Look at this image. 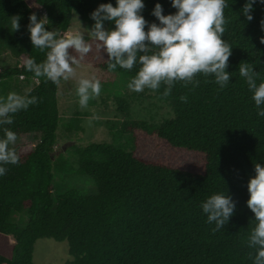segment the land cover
I'll list each match as a JSON object with an SVG mask.
<instances>
[{"label":"trees","instance_id":"1","mask_svg":"<svg viewBox=\"0 0 264 264\" xmlns=\"http://www.w3.org/2000/svg\"><path fill=\"white\" fill-rule=\"evenodd\" d=\"M106 2L114 6V0H0V54L7 51L15 63L0 71V96L14 91L37 97V103L12 114V124L5 127L17 137L38 135L31 147L14 145L18 163L4 165L6 172L0 175V238L10 254L0 253V264H34L33 244L40 238L67 242L71 259L62 264H251L248 254L254 250L246 239L252 213L245 205L246 182L253 164L264 162V117H257L251 93L236 69L241 61L251 63L257 81L264 80L260 4H253L248 21L240 14L244 0H227L222 38L232 48L225 69L229 83L223 89L210 75L199 73L195 87L176 81L167 95L161 83L153 91L167 99L172 116L158 124L123 121L109 143L71 145L76 173L86 175L96 191L55 192L52 170H70L62 155L52 154L59 124L58 83L34 78L24 68L26 56L37 62L44 59V53L30 44L27 18L40 7L49 21L45 29L62 35L72 12L91 25L89 13ZM143 2L142 15L150 22H155L150 10L156 2L162 14L175 11L170 0ZM12 16L19 17L15 31L10 27ZM104 26L114 27L107 21ZM105 58L92 42L83 60L99 70L134 75L136 66L108 70ZM22 87L29 88L22 92ZM113 99L117 110L127 114L125 99ZM70 122L80 129L77 117ZM123 133L128 134L125 145L117 142ZM146 137L156 142L151 159L133 151V142ZM219 191L230 194L236 204L227 223L213 232L214 224L206 223L199 204Z\"/></svg>","mask_w":264,"mask_h":264},{"label":"clouds","instance_id":"2","mask_svg":"<svg viewBox=\"0 0 264 264\" xmlns=\"http://www.w3.org/2000/svg\"><path fill=\"white\" fill-rule=\"evenodd\" d=\"M227 0H170L175 11L162 14L159 2L153 4L150 22L142 15L143 0H114L98 4L90 13L92 24L59 34L58 30H46L49 23L45 15L38 19L32 12L28 16L26 31L32 47L44 53V59L37 62L26 56L23 65L34 78L44 77L54 83L67 80L75 74L78 66L95 42L97 49L106 53V68L117 67L131 70L134 75L126 87L134 92L145 88L156 90L163 83L164 95L171 90L174 82L182 81L193 87L199 83L195 78L199 73L211 76L213 82L223 89L228 83L230 72L226 71L232 46L224 40ZM253 4L264 6V0H244L240 14L252 20ZM19 17H10L12 31L18 30ZM114 27H105V22ZM264 31V20L260 21ZM85 32L90 39L85 38ZM264 43V38L261 39ZM75 53V55L73 54ZM251 93V100L257 117H264V80L257 81L258 72L253 71L251 63L241 61L237 69ZM100 81L92 75L77 80L75 94L78 104L85 107L90 98L100 94ZM184 100V96L179 97ZM37 103V97L9 91L0 96V175H4L6 164L18 163L14 147L17 134L5 125H11L13 115L29 105ZM246 207L252 213L251 227L247 233V247L254 250L248 256L251 264H264V162L253 164V175L246 182ZM235 200L225 191L212 192L199 204L206 223L214 224L211 231L221 229L232 216Z\"/></svg>","mask_w":264,"mask_h":264},{"label":"rangeland","instance_id":"3","mask_svg":"<svg viewBox=\"0 0 264 264\" xmlns=\"http://www.w3.org/2000/svg\"><path fill=\"white\" fill-rule=\"evenodd\" d=\"M39 17L44 15L43 9L36 8ZM88 28L91 25L81 21L78 14L72 12L68 31ZM106 27V26H105ZM85 36L87 33L85 32ZM14 59L7 51L0 54V71L4 68L14 66ZM75 67V74L67 80H61L57 84L56 98L59 114V124L56 130V141L52 148L53 156L62 155V159L70 169L68 174H62L52 170V183L55 192L62 193L69 188H75L85 194H94V183L84 174H78L77 165L74 163V156L70 151L73 144L84 145L89 142H110L113 140V133L120 129L123 121L143 120L150 124H158L164 119L172 116V110L165 97L155 96V92L145 88L141 92L129 90L126 85L130 77L119 72L103 71L94 68L89 62L81 60ZM96 76L100 81V94L92 97L85 107L78 104V97L75 94L77 80L80 77ZM29 87H22L25 92ZM125 99L128 105V113L124 114L117 110L113 98ZM77 117L80 129L75 128V122L70 119ZM69 123H72L69 125ZM37 134L17 137L14 145L33 146L37 142ZM128 134L123 133L117 140L120 144H126ZM135 155L141 158H153L155 156L156 142L154 137H146L133 142ZM128 147V146H127ZM129 148V147H128ZM24 220V216H22ZM0 238V253L9 256L6 244ZM8 243H12L9 240ZM9 244V245H10ZM66 241L56 242L52 239H36L32 249V261L34 264H62L70 260Z\"/></svg>","mask_w":264,"mask_h":264},{"label":"built area","instance_id":"4","mask_svg":"<svg viewBox=\"0 0 264 264\" xmlns=\"http://www.w3.org/2000/svg\"><path fill=\"white\" fill-rule=\"evenodd\" d=\"M18 67H19V65H18ZM18 78H19L20 80H23V79H24V76H23V75H19ZM33 81H34V82H37L36 79H33Z\"/></svg>","mask_w":264,"mask_h":264}]
</instances>
